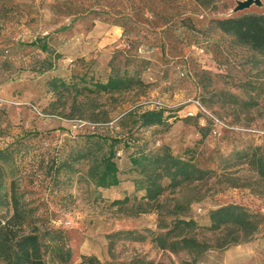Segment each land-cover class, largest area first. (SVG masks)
<instances>
[{"label": "rangeland", "instance_id": "374dc122", "mask_svg": "<svg viewBox=\"0 0 264 264\" xmlns=\"http://www.w3.org/2000/svg\"><path fill=\"white\" fill-rule=\"evenodd\" d=\"M244 1L218 0L210 10L192 0H0V149L23 144L17 158L21 186L28 201L67 233L74 251L69 264H78L82 256L102 263L143 257L156 264H182L188 260L183 252L110 236L126 230L147 235L146 230L169 224L174 214L204 228L209 212L228 204L260 214L263 223L257 234L247 240L240 235L228 247H221L231 239L226 230L194 231L197 240L211 247L196 264H264V175L235 157L255 152L264 162V63L208 30L214 18L264 14V0L240 10ZM35 40L45 41L54 52L50 71L37 72L47 55L30 45ZM129 40L136 42L131 49ZM121 50L142 61L134 65L142 70L145 88L112 97L77 94L72 87L52 91L53 79L75 84L85 76L104 82L110 59ZM227 94L251 98L257 105L243 109L230 103ZM135 108L164 110L169 127L141 129L130 119L125 129L118 127V119ZM200 112L209 118L212 132L203 128ZM90 134L125 141V148L118 145L116 159L120 184L95 188L84 163L76 165L69 179L61 175L59 185L50 184L38 170L40 162L44 167L50 159L64 158ZM162 145L175 155L192 157L211 173L167 190L157 210L137 215L142 193L135 192L129 155ZM124 196L138 200L112 205Z\"/></svg>", "mask_w": 264, "mask_h": 264}, {"label": "trees", "instance_id": "16d2710c", "mask_svg": "<svg viewBox=\"0 0 264 264\" xmlns=\"http://www.w3.org/2000/svg\"><path fill=\"white\" fill-rule=\"evenodd\" d=\"M201 8L214 10L218 0H192ZM188 30L194 31L190 24ZM123 36L128 37L130 32L123 26ZM208 30L215 31L222 36L251 52L264 63V14H243L224 18H214L209 21ZM136 42L128 41L130 49ZM47 56L41 62L39 73L50 71L53 67L54 52L50 50L45 41L35 40L30 43ZM129 53V51H128ZM119 54V55H118ZM122 56V57H119ZM58 57V56H56ZM142 64L137 56H130L123 50L117 52L109 61V74L104 82L87 81L80 78L78 83L66 84L53 79L49 82L52 91L69 87L77 94L109 96L129 93L143 89L147 85L141 79L140 68L134 63ZM71 85V86H70ZM230 103L242 106L243 109L255 107L257 102L251 98L240 100L236 96L227 94ZM101 116V115H100ZM99 115L97 117H100ZM100 117L99 120H103ZM130 119L131 124L141 129L157 127L168 128V116L160 109L142 110L134 109L118 119V127L125 129V121ZM200 121H204L203 128L213 131L209 127V118L200 112ZM212 122V121H211ZM84 142L77 150H71L64 158L48 160L40 169L49 183L57 186L60 176L70 175L76 171V165L86 164V178L98 189H110L120 184L119 170L116 164L118 145L126 143L123 138L102 134L85 136ZM23 144L17 143L16 149L7 146L0 149V264H69L74 251L69 245V237L61 228L52 225V219L46 216L38 206L28 201V191L21 186L23 174L17 158L23 151ZM121 149V150H122ZM16 155V164H15ZM239 163H249L264 175V162L255 152L241 151L235 154ZM130 172L135 174L133 180L135 192L142 193L139 200L128 196L117 198L112 202L114 206H124L137 201L135 214H144L157 210L159 199L167 190H174L183 185L202 181L210 175V171L199 167L192 157L175 155L170 148L162 145L155 150L140 149L129 155ZM167 182V183H165ZM209 225L201 228L185 215L174 214L169 224H158L157 231L146 230L147 235L136 231H117L110 237H123L133 242L148 241L154 248L172 254L185 253L188 260L182 264H196L211 247L193 236L196 230L208 233H217L226 230L231 236L221 245L228 247L237 244L239 237L247 240L257 234L259 226L263 223L260 214L253 213L246 208L228 204L209 212ZM78 264H156L143 257H134L128 262L109 261L102 263L96 257L82 256Z\"/></svg>", "mask_w": 264, "mask_h": 264}, {"label": "water", "instance_id": "95a60500", "mask_svg": "<svg viewBox=\"0 0 264 264\" xmlns=\"http://www.w3.org/2000/svg\"><path fill=\"white\" fill-rule=\"evenodd\" d=\"M258 0H245L244 2L239 3L238 8L241 9H245L248 8L249 6H251L254 2H257Z\"/></svg>", "mask_w": 264, "mask_h": 264}]
</instances>
